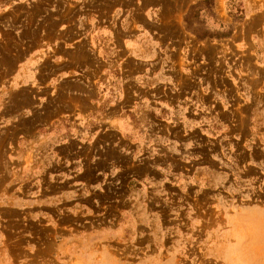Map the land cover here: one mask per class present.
Returning a JSON list of instances; mask_svg holds the SVG:
<instances>
[{"label": "rangeland", "instance_id": "rangeland-1", "mask_svg": "<svg viewBox=\"0 0 264 264\" xmlns=\"http://www.w3.org/2000/svg\"><path fill=\"white\" fill-rule=\"evenodd\" d=\"M0 264H264V0H0Z\"/></svg>", "mask_w": 264, "mask_h": 264}, {"label": "crops", "instance_id": "crops-1", "mask_svg": "<svg viewBox=\"0 0 264 264\" xmlns=\"http://www.w3.org/2000/svg\"><path fill=\"white\" fill-rule=\"evenodd\" d=\"M152 11L153 12H151L152 13V16L153 15H155V8H153L152 9ZM154 17V16H153ZM154 18H153V22H154ZM145 23H147L148 25L150 24V22H145ZM136 29V31H138V32H140L141 33V35L143 36V38H142V40H144V39H146V40H144L145 41V46L146 47H148V51L146 50V53L147 54H149V55H152V53H154V50L153 49H150L149 47V45H147V42L149 43H151V42H157L156 40H155V38H154V36L151 34V33H147V34H145V33H143L144 32V30H142V28H140V27H136L135 28ZM130 36H135V35H130ZM146 36V37H145ZM136 39H128V43H129V46L131 47V48H133V49H136L137 51H139V52H141V51H143V44H141L140 42H139V40L137 39V36L135 37ZM125 46H126V43H125ZM155 47V46H154ZM140 49H142V50H140ZM145 52V51H144Z\"/></svg>", "mask_w": 264, "mask_h": 264}]
</instances>
